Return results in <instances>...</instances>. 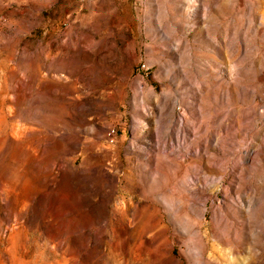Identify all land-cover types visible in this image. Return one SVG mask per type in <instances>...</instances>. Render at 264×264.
Wrapping results in <instances>:
<instances>
[{
	"label": "rangeland",
	"instance_id": "1",
	"mask_svg": "<svg viewBox=\"0 0 264 264\" xmlns=\"http://www.w3.org/2000/svg\"><path fill=\"white\" fill-rule=\"evenodd\" d=\"M37 41L93 109L13 113ZM0 264H264V0H0Z\"/></svg>",
	"mask_w": 264,
	"mask_h": 264
},
{
	"label": "crops",
	"instance_id": "2",
	"mask_svg": "<svg viewBox=\"0 0 264 264\" xmlns=\"http://www.w3.org/2000/svg\"><path fill=\"white\" fill-rule=\"evenodd\" d=\"M65 45L66 49L75 50L76 53H70L67 50L65 54H53L51 42L45 43L42 41L33 43V52L27 54L25 53V47L20 48L21 52L13 59V67L16 72V79L13 81L11 88L13 113L18 115L46 113L55 109L59 113L76 115L93 109L94 106L86 104L82 100L83 96L78 92L77 73L79 72L78 67L81 65L93 66L87 60L92 58L98 44L67 41ZM55 73L61 76L59 89L55 84ZM86 73L93 74V69H89ZM53 95L60 99L64 98L65 105L39 104L40 98L45 100ZM67 118L73 123L74 116ZM48 129L50 131L51 127H48ZM66 131L67 128H60L48 133L49 136L53 134V137L63 138V136L66 137ZM71 142L70 147H73L74 142Z\"/></svg>",
	"mask_w": 264,
	"mask_h": 264
},
{
	"label": "bare ground",
	"instance_id": "3",
	"mask_svg": "<svg viewBox=\"0 0 264 264\" xmlns=\"http://www.w3.org/2000/svg\"><path fill=\"white\" fill-rule=\"evenodd\" d=\"M103 173V175H106L107 176V179L109 180H111V179H113V177H112V175L108 172V171H103L102 172ZM109 180V181H110ZM188 192L190 193V190L188 189ZM167 207L168 208H171V210H172V206L170 205V204H168L167 205ZM188 250H190L189 252H192L193 254H196V253H200L201 251H200V249H198V248H195V247H188Z\"/></svg>",
	"mask_w": 264,
	"mask_h": 264
},
{
	"label": "built area",
	"instance_id": "4",
	"mask_svg": "<svg viewBox=\"0 0 264 264\" xmlns=\"http://www.w3.org/2000/svg\"><path fill=\"white\" fill-rule=\"evenodd\" d=\"M114 133H115V131H114V128L113 127H108L106 129V135L108 136V138H109L110 141H112L113 136H114Z\"/></svg>",
	"mask_w": 264,
	"mask_h": 264
}]
</instances>
